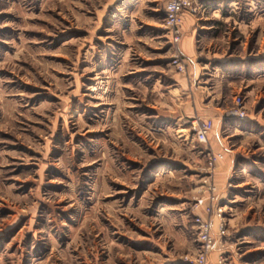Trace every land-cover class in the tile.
I'll use <instances>...</instances> for the list:
<instances>
[{"label": "rangeland", "instance_id": "1", "mask_svg": "<svg viewBox=\"0 0 264 264\" xmlns=\"http://www.w3.org/2000/svg\"><path fill=\"white\" fill-rule=\"evenodd\" d=\"M166 2L0 0V264H264V0Z\"/></svg>", "mask_w": 264, "mask_h": 264}, {"label": "built area", "instance_id": "2", "mask_svg": "<svg viewBox=\"0 0 264 264\" xmlns=\"http://www.w3.org/2000/svg\"><path fill=\"white\" fill-rule=\"evenodd\" d=\"M192 0H167L165 4L166 11V27L169 29L171 37L174 42H179L182 36V24H183V16L186 13L192 12ZM194 130H195V140L201 144H205L208 142L209 136L214 129V121L213 120H205L200 122H194ZM208 161L210 169H214L217 163L224 160L225 155L220 152H208ZM214 197H212V202L214 201ZM200 205L204 204V200L199 202ZM200 234L202 239V252L199 256V263L206 264L207 263V254L211 251L213 247L212 238L210 236V231L212 228V224L210 222H200Z\"/></svg>", "mask_w": 264, "mask_h": 264}, {"label": "crops", "instance_id": "3", "mask_svg": "<svg viewBox=\"0 0 264 264\" xmlns=\"http://www.w3.org/2000/svg\"><path fill=\"white\" fill-rule=\"evenodd\" d=\"M188 16L186 15V14H184V16H183V24H182V27H181V30H182V32H183V30L184 29H186L187 28V23H188ZM185 25V26H184ZM188 44H189V41L187 42V40H186V37L184 36V38H183V44H182V48L184 49V47L183 46H185L186 48L187 47H189L188 46ZM185 51V50H184ZM194 64V66H192V67H194L196 70H197V65L195 64V63H193Z\"/></svg>", "mask_w": 264, "mask_h": 264}]
</instances>
